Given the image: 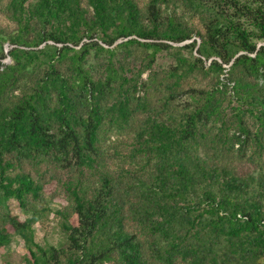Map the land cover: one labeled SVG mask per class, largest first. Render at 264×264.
Instances as JSON below:
<instances>
[{
	"label": "trees",
	"instance_id": "obj_1",
	"mask_svg": "<svg viewBox=\"0 0 264 264\" xmlns=\"http://www.w3.org/2000/svg\"><path fill=\"white\" fill-rule=\"evenodd\" d=\"M16 234L23 264H264V0H0V252Z\"/></svg>",
	"mask_w": 264,
	"mask_h": 264
},
{
	"label": "rangeland",
	"instance_id": "obj_2",
	"mask_svg": "<svg viewBox=\"0 0 264 264\" xmlns=\"http://www.w3.org/2000/svg\"><path fill=\"white\" fill-rule=\"evenodd\" d=\"M2 24L5 28L14 29V26L10 21L3 20ZM118 40L117 42H120ZM11 48L9 42L4 43V51L7 53ZM6 64L12 63L11 57L7 56L3 60ZM156 63H160L161 66H168L170 63V58L158 56V60ZM90 63H96L97 60L92 57L90 59ZM149 71L144 73L143 77H146ZM204 84V83H203ZM184 101L186 98H183ZM54 187L47 188L48 193L53 191ZM60 200V199H59ZM54 200L48 203V209L43 213H39V219H37L33 223V229L35 231L36 241L46 245L48 243L57 244L64 239V234L62 232V227L60 225V219L56 216V209L60 207V205L64 204L65 201ZM9 209L12 215H18L22 219L30 216V213H26L14 200L9 201ZM27 255V247L25 240L18 234L14 235L12 241L9 245L5 247V249L0 252V264H6L11 262L13 264H23L25 261V256Z\"/></svg>",
	"mask_w": 264,
	"mask_h": 264
}]
</instances>
